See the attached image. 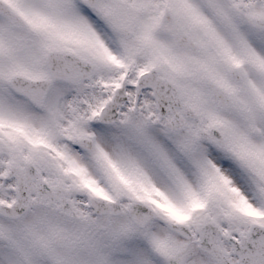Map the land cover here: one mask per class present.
<instances>
[{"label": "snow or ice", "instance_id": "1", "mask_svg": "<svg viewBox=\"0 0 264 264\" xmlns=\"http://www.w3.org/2000/svg\"><path fill=\"white\" fill-rule=\"evenodd\" d=\"M0 264H264V0H0Z\"/></svg>", "mask_w": 264, "mask_h": 264}]
</instances>
